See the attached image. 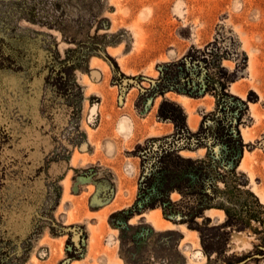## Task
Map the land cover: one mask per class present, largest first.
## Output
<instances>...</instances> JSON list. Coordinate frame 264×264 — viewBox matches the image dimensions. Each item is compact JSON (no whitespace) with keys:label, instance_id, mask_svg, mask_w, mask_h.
<instances>
[{"label":"rangeland","instance_id":"374dc122","mask_svg":"<svg viewBox=\"0 0 264 264\" xmlns=\"http://www.w3.org/2000/svg\"><path fill=\"white\" fill-rule=\"evenodd\" d=\"M165 63L176 86L156 93ZM232 97L241 147L218 135ZM166 100L190 132L206 116L179 154L205 161L207 209L192 226L186 200L133 213L123 249L109 216L135 202L137 147L188 136ZM0 264H264V0H0Z\"/></svg>","mask_w":264,"mask_h":264},{"label":"trees","instance_id":"16d2710c","mask_svg":"<svg viewBox=\"0 0 264 264\" xmlns=\"http://www.w3.org/2000/svg\"><path fill=\"white\" fill-rule=\"evenodd\" d=\"M174 64L165 63L162 65L161 75L155 81L156 93H164L174 86L175 82L171 81V72ZM217 86L219 92L218 96H230L227 95L225 83L217 81ZM183 91L185 93H192L189 88L183 85ZM195 93V92H194ZM237 100V104L234 105L231 110H236L238 116H232V119L226 120L223 124L224 132L221 134L228 136L229 139H234L233 141L241 147V137L238 131V124L240 121V116L244 111V102L235 97L232 99ZM167 106L168 109H165ZM158 114L162 118L170 119L175 126V129L181 134H188L184 136L183 139H167L168 136L164 137H154L147 140L144 147H137L141 151V172L139 177V189L135 202L129 209H122L117 212H113L109 216V223L114 227H117L120 231L119 242L120 247L124 249L128 244V241H133L134 244L138 243L139 240L136 239L138 234V225H130L127 221L133 216V213H139L148 207H161L162 212L165 216L170 213L173 215L177 212L174 206L186 202L194 204L193 207L188 208V213L180 220L179 223L187 221L189 226L195 224L196 217L201 216L203 209L207 208L201 196L208 193L206 189H201V166L205 164V161L198 158L183 157L179 154V150L190 149L196 150L199 146L203 145L205 140V121L206 116L201 120L200 126L197 131L190 132L187 128L185 122V114L182 109L175 103L169 101H163L158 109ZM234 120V123L233 121ZM220 123V120H217ZM182 134V135H184ZM215 138V137H213ZM210 152L207 156L210 157ZM211 158V157H210ZM235 158L229 161V166H234ZM180 163V164H179ZM180 165V166H179ZM234 169V168H233ZM230 169L228 172L230 173ZM182 179V182L177 184L175 179ZM178 192L181 195L179 201L174 202L171 200L170 195L174 192ZM116 217H121L120 223L116 220ZM129 230H133L132 233L125 238V233ZM150 233L152 236H160L167 234H174L173 229H168L160 232L154 231L150 228ZM182 238L181 235L174 240V246ZM156 255V253H154Z\"/></svg>","mask_w":264,"mask_h":264},{"label":"bare ground","instance_id":"6f19581e","mask_svg":"<svg viewBox=\"0 0 264 264\" xmlns=\"http://www.w3.org/2000/svg\"><path fill=\"white\" fill-rule=\"evenodd\" d=\"M118 129H119V131H122V132H124V131L129 132L130 127H129V125L127 124V121H126L125 118H123V119L119 122V124H118ZM206 211H207V210H206ZM244 242H245V244H248V243H249L248 240H246V239H245ZM194 255H201V251L197 250L196 253H194Z\"/></svg>","mask_w":264,"mask_h":264},{"label":"water","instance_id":"95a60500","mask_svg":"<svg viewBox=\"0 0 264 264\" xmlns=\"http://www.w3.org/2000/svg\"><path fill=\"white\" fill-rule=\"evenodd\" d=\"M142 213H143V212H139L138 215H140V214H142ZM131 217H132V216H131ZM131 217H130V218H131ZM130 218H129V219H130ZM129 219H128V221H127L128 223H129Z\"/></svg>","mask_w":264,"mask_h":264},{"label":"flooded vegetation","instance_id":"af4514ba","mask_svg":"<svg viewBox=\"0 0 264 264\" xmlns=\"http://www.w3.org/2000/svg\"><path fill=\"white\" fill-rule=\"evenodd\" d=\"M210 208V207H209ZM205 209H207V208H205ZM205 209H203V211H205Z\"/></svg>","mask_w":264,"mask_h":264},{"label":"crops","instance_id":"0c3cea01","mask_svg":"<svg viewBox=\"0 0 264 264\" xmlns=\"http://www.w3.org/2000/svg\"><path fill=\"white\" fill-rule=\"evenodd\" d=\"M67 263H70V262H67Z\"/></svg>","mask_w":264,"mask_h":264}]
</instances>
